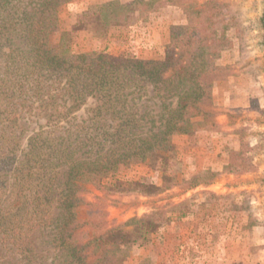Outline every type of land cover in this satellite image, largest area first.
<instances>
[{
  "label": "trees",
  "instance_id": "16d2710c",
  "mask_svg": "<svg viewBox=\"0 0 264 264\" xmlns=\"http://www.w3.org/2000/svg\"><path fill=\"white\" fill-rule=\"evenodd\" d=\"M71 1L0 0V264H38L34 237L48 229L67 264H123L133 247L193 213L188 199L130 220L131 230L107 229L103 198L89 201L86 186L106 195L161 191L147 180L123 187L117 176L135 164L156 166L160 157L167 170L173 137L193 134L195 119L210 116L215 79L223 76L217 60L230 28L225 3L110 1L87 16L93 35H106L131 14L146 22L166 6L189 1L183 6L187 23L169 27L164 59L143 60L75 53L69 33L51 48L59 9ZM261 25L264 31V12ZM148 86L177 96L176 107L167 109L161 129L150 137L140 133L143 117L133 103ZM85 106V118H73ZM27 118L43 123L23 142L21 120ZM243 160L232 152L225 173L247 172L236 165ZM84 207L101 212L102 219H80Z\"/></svg>",
  "mask_w": 264,
  "mask_h": 264
},
{
  "label": "rangeland",
  "instance_id": "374dc122",
  "mask_svg": "<svg viewBox=\"0 0 264 264\" xmlns=\"http://www.w3.org/2000/svg\"><path fill=\"white\" fill-rule=\"evenodd\" d=\"M110 1L132 0H72L62 6L59 25L50 37L51 48H58L63 34L69 33L75 53L104 51L118 57L162 60L170 25L187 23L183 6L189 1H182L162 8L146 22L134 13L110 26L106 35H93L87 16ZM205 1L195 0L198 5ZM219 1L226 5L230 28L217 60L223 76L215 79L213 92L219 88V95L214 98L212 92L210 116L195 119L199 126L193 134L173 137L167 170L160 157L156 166L135 164L117 176V184L123 187L147 180L161 191L152 196L136 192L106 195L86 186L89 201L103 198L107 229L124 226L131 230L128 223L136 217L193 201L192 215L173 220L149 243L133 247L123 264H264V2ZM133 103L143 117L140 133L150 137L161 129L167 109L176 107L177 96L164 89L155 93L148 86ZM87 109L83 107L73 118L81 122ZM41 123L32 118L21 120L23 142ZM232 152L244 155L245 160L236 165L247 172L225 173ZM211 194L220 198H208ZM78 217L102 219L101 212L85 207L78 211ZM52 237L49 229L35 235L36 263L67 264L53 248Z\"/></svg>",
  "mask_w": 264,
  "mask_h": 264
},
{
  "label": "crops",
  "instance_id": "0c3cea01",
  "mask_svg": "<svg viewBox=\"0 0 264 264\" xmlns=\"http://www.w3.org/2000/svg\"><path fill=\"white\" fill-rule=\"evenodd\" d=\"M219 95V88H215L213 92V97H217Z\"/></svg>",
  "mask_w": 264,
  "mask_h": 264
}]
</instances>
